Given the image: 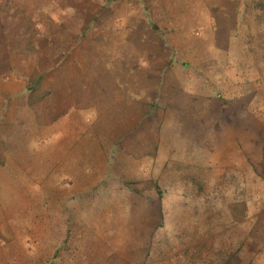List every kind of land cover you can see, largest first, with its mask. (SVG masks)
<instances>
[{
  "label": "rangeland",
  "instance_id": "374dc122",
  "mask_svg": "<svg viewBox=\"0 0 264 264\" xmlns=\"http://www.w3.org/2000/svg\"><path fill=\"white\" fill-rule=\"evenodd\" d=\"M145 1L155 17L139 13L141 3L137 0H121L112 10L98 15V0H0V158H4V164L11 167H25L23 154L18 163L12 158L18 150L10 152L2 145L3 136L12 131H22L17 138L23 141L21 138L24 136L25 141V134L35 129L38 143L45 147V154L53 146V137L58 141V132L62 134V145L67 147L60 158L58 147L54 146L55 151L48 152L49 159L54 152L57 154L55 160L50 159L43 164L47 171L44 176L34 177L36 168L27 165L30 174L24 181L13 174L4 175L0 160V264H9V253L15 249L22 250L18 242L29 245L34 242L33 250L45 255L53 250L51 242H85L86 245L96 242V253L101 256L111 253L110 249L101 248L106 242H150L144 251L138 246L137 253L141 255L143 252L145 260L155 257L158 259L155 264H222L230 261V255L233 256L234 250L243 242L249 226L253 225L257 208L263 219L264 181L258 175L259 172L264 175V167L257 168L259 172L254 170L258 178H252L246 167L241 166L242 182L234 161L237 162V158L242 162L257 159L258 163L264 160V145L261 146L264 131L259 135L262 142L257 141L254 149V144H249L248 136H244L242 142L248 149L246 152L243 149L240 152H218L214 146L218 136L211 126L205 128L206 124H200L204 132L193 137L181 128L180 134H177L178 150L170 152V158L166 160L160 175L157 174L156 178V157L163 158L164 153L156 156L155 151L154 162L142 169L147 170V174L139 178L144 181H137L136 185L131 186L125 185L117 177L103 183L89 172L91 168L84 166L88 149L95 150L103 160L102 151L103 147H107L108 140L95 136V128H105L107 120L99 114L89 126L81 117L90 118V114L96 116L97 111L108 110L111 104L108 102L106 105L101 101L106 98L111 100V92L115 89L111 78L99 83L95 77V72L104 68L101 64L91 63L97 46L115 45V49L120 46L123 48L122 55L139 68H143L139 60L144 49L148 52L150 48L156 50L154 59V56L146 55L145 50V68L161 65L165 58H169L166 51L170 50V54L187 62L183 68L174 60L177 67L172 69L171 75L180 79L181 87L202 95H210V83L218 82L216 79L222 74L221 69L230 60L233 64L238 59L244 60L253 69L264 71V29L259 26L264 22V15L257 16L251 11L236 13L241 0ZM94 14L92 25L86 29V21ZM121 14L127 21L119 17ZM237 16H240L242 24L238 30L234 28ZM124 26L128 30L127 35H123ZM159 27L166 28V46L157 38L156 30ZM82 29L85 32L78 35ZM243 34L245 38L241 41ZM32 38L38 48L36 53H33ZM49 44L51 47L60 44L66 51L57 56H43L44 48ZM93 46L95 50H92ZM46 59L55 64L53 74L49 73L36 83V65ZM150 78L144 82L152 99L153 93L150 91L155 88L156 79L154 76ZM89 87L97 90V95L88 96ZM221 87L227 93L232 89L239 90L242 84L224 78ZM49 89L52 91L48 92ZM252 92L264 95V89L254 85H251L249 92L239 94L244 101ZM5 93L6 98L3 96ZM89 100H98L93 103L95 110L90 114L89 110L80 114L74 111V107L71 110L65 108L68 101H73L77 109L87 107ZM61 115L64 117L60 119ZM29 118L34 123L33 128L29 124L22 127ZM62 121L64 126L58 125ZM72 122L75 125L71 127ZM187 123L191 125L192 122ZM149 126L146 127L151 130L153 126ZM176 127L175 121L167 120L161 124L160 133L163 136V132H169L170 128L173 131ZM166 136L168 138L169 133ZM200 139L207 144H201ZM210 141L213 144H209ZM17 142H12L13 149L19 145ZM66 142L70 145H64ZM23 145L26 146L25 142ZM207 145L209 148L204 147ZM224 145H228L227 139ZM141 151L140 144L130 135L118 140L117 150L108 168L125 177H128V170L131 176L133 164L126 160H133L137 164ZM260 163L264 166L263 161ZM173 164V168L170 167ZM75 169L80 175L74 185L65 182V179L70 182V174ZM100 169L107 171L104 167ZM83 170L88 171L87 174H82ZM189 172L195 182L185 177ZM156 179V185L161 190L159 206L163 212L158 219L161 226L156 221V191L147 189L152 188L149 181L156 182ZM58 182H62L61 187H57ZM30 184L56 196L60 204L63 200V206L61 204L51 210V215L46 214L41 192H35ZM89 187H92L91 191H85ZM73 194L76 198L70 197ZM257 234L255 238L259 246L260 241L264 240L263 224L259 226ZM8 242H13L12 245L16 247H10ZM191 242L198 245L191 247ZM207 242L209 244L205 246ZM78 247L87 253L86 247ZM262 255L264 246L260 245L258 256ZM207 260L209 263H206Z\"/></svg>",
  "mask_w": 264,
  "mask_h": 264
},
{
  "label": "crops",
  "instance_id": "0c3cea01",
  "mask_svg": "<svg viewBox=\"0 0 264 264\" xmlns=\"http://www.w3.org/2000/svg\"><path fill=\"white\" fill-rule=\"evenodd\" d=\"M141 47L140 50L143 48ZM145 50L146 49L143 50V54L141 53L142 56L140 55V64L143 68H139V66L137 65V67L132 70L126 68L123 69V71L125 70L128 75H136V79L134 78L135 80H133L138 88V90H136V102L133 103L134 101L132 100L131 106L126 105L127 97H125V95H127V93L124 92L122 94V98L118 100L119 102L116 103L115 107H112V110H105L104 112L99 113L98 111L96 112V118L100 115H104V119L107 120L105 128H95V136L104 137L106 140H108L107 147H103V150L105 149L106 153L109 152L108 156L110 158L108 162L101 159L100 167H103L104 165H106V163H108L107 165L109 166V162L113 159L112 155H114V151L117 150L118 140L128 135L134 137L136 142L142 147L139 162L135 164L133 160H126L129 161L130 164H133L134 170L131 171V176H129L130 173L128 170H126L128 177H125L124 175H121L123 177H120L115 171L111 170V172L114 174L113 177H120L124 180L127 179L132 181H144L143 178H139L147 174V170L143 171L142 169L144 167L150 166L154 162L155 156L153 157V154L155 151L156 156L158 153H164L163 158L159 157L157 159L156 157V161L158 162V164H156V178L158 176L157 174L160 175V172L163 171L164 167L166 166V160L170 158V152H176L178 150L176 144V142L178 143L177 134H180L181 128L185 131V133H187V135L189 133V135L193 137L194 135L196 136L204 132V130L201 129L200 124H206L205 128L211 126L214 131H216V134L218 136V141L214 144L218 152H225L230 150H236L240 152L241 149L246 152V150L248 149L243 146L242 142V138H244V136H248L250 145L254 144L253 149L256 147L257 141L262 142L260 138L261 136L259 135L263 133L264 126H258L260 123H258L257 119L246 111V109L244 108L245 103L241 98V94L238 93L236 95V99L231 101L232 104H229L230 100L222 102L220 99L213 96L202 95L194 92L191 93L186 88L181 87L179 78L178 80L174 75H171L172 69H176L177 66H175V64L172 62L171 67H168L166 58L165 62H163L159 66H156L155 64L153 65L154 67L149 66L148 68H145ZM150 50L152 51L149 52V55L152 54L155 58L156 50H154V48H150ZM152 76H154L156 80H154L155 88L150 91V93H153V97L151 99L148 96V91L145 86L144 80H146V78L151 79L150 77ZM96 78L99 80V83H105V81H108L107 79L111 78L109 75V70L107 69L105 71H96ZM60 85L63 84L60 83ZM113 92L114 91H112L111 93L113 94ZM93 94L97 95V90H95ZM93 94L92 96H95ZM104 101L108 102L109 100L106 98ZM145 101L148 102L145 103ZM151 102L153 111L151 114H149V104ZM167 120L175 121L177 127L173 131L170 128L169 132H163L162 136L160 133L161 124L163 125V122ZM195 120H197V122ZM187 121L192 122L191 125H188ZM59 124H63L64 126L65 123L64 121H62V123H58V125ZM74 125L75 123L72 122L71 127ZM147 125L153 126V128L150 130L148 127H146ZM150 132H152V134H150ZM206 132L214 135L212 132ZM168 133L169 136L167 138L166 134ZM262 137L264 138V134H262ZM200 138L202 139V137ZM225 139H227L228 145H224ZM67 142L64 145H70ZM200 143L207 144V142L202 140L200 141ZM210 143L213 144V142L211 141L209 142V144ZM198 145H200L199 142ZM262 145H264V143H262L261 146ZM204 147L209 148L208 145L207 147ZM237 160L238 161H234V163H236V168L238 169L237 174H239L241 178V166H243L246 167V170H248V173L252 176V178H258L259 176V179H261V181H264V175L257 169L260 167H264L260 163L262 161L264 162V160H260L258 163L257 159H255V161H253V159H249V161L245 160L244 162H242L240 158H237ZM123 166H126V164H123ZM173 166L174 164L170 167L173 168ZM254 170L255 172H259L258 176L255 175ZM262 171H264V169ZM121 174H123V172H121ZM239 175H237L238 178ZM200 179L202 181V178ZM203 179L205 180V178ZM243 180L244 178H242V182ZM64 181L71 183L72 185H74L75 183L74 180H70L69 182L67 179H65ZM70 197L76 198L74 194ZM159 201L160 196L156 195V221H158L163 212L161 210V205L159 206ZM258 209L259 208H257L254 213L253 225L252 227L251 225L249 226L247 230L248 234H246L243 242H240L238 247L234 250V255H230V261H225L224 263L222 262V264H264V255L258 256V249L260 245L264 246V240L262 239L260 241L262 243L258 246V240H256L255 238L256 235H258L257 231L259 229V226H261V224L264 225V217L262 219L261 213ZM158 225L161 226L159 221ZM208 229L209 228L206 226V230ZM8 243L10 247H14V245H12L13 242ZM51 243L53 250L51 253L48 252L45 255L40 254L39 250H33L34 242H31V245L27 244V242H18V246H22L23 248L20 251L15 249L13 252L9 253V264H34V262L36 261L41 262V264H49L50 262H53V264H155L156 261H158V259H156L155 257L152 260H145L146 257L143 252L141 255L137 253L138 246L141 247V249H143L144 251V249H146L150 242H106L107 244H103L105 246H101V248H108L111 250V253H106V255L104 256L96 253V242H89L87 243V245L85 244V242ZM190 244L191 247L198 245V243L196 242H191ZM208 244L209 242L205 243V246H208ZM79 245L83 248L86 247V254L84 253L85 249L80 250V248L78 247ZM114 252H116V254ZM206 263H209V260H207Z\"/></svg>",
  "mask_w": 264,
  "mask_h": 264
},
{
  "label": "trees",
  "instance_id": "16d2710c",
  "mask_svg": "<svg viewBox=\"0 0 264 264\" xmlns=\"http://www.w3.org/2000/svg\"><path fill=\"white\" fill-rule=\"evenodd\" d=\"M121 0H98L97 5L98 6V10L96 12V14L98 15V13H104L105 11L108 10H112V8H114L115 6L118 5V3ZM129 1V0H128ZM137 2L141 3L140 11L139 13L143 14H147V16L150 17H155L153 16V12L150 10V6L146 4L145 0H137ZM128 3V2H127ZM240 4L238 5V9L236 10V13L241 14V12H246V11H251L254 14H256L257 16L260 15H264V0H241L239 2ZM87 3L84 4L85 7H87ZM128 8V5H127ZM90 16L89 19L86 21L85 27L90 28V26L93 23V20L95 18V15ZM121 19L123 18L122 14L119 16ZM149 17V19H150ZM143 18V17H142ZM141 18V20H142ZM144 19V18H143ZM148 19V18H146ZM213 20V19H212ZM123 21H127V18L124 17ZM213 22H215L213 20ZM241 22V18L240 16L236 17L235 20V29L238 30L240 29V27L242 26ZM54 23V21L52 22ZM127 23V22H126ZM125 22L123 24H126ZM261 28L260 29H264V22H261L260 25ZM124 28H126V26H124ZM127 28L124 30L123 35H127ZM154 31V30H153ZM85 32V29H82L80 31H78V35L83 34ZM157 32V38L158 40L161 42V44L165 45V41L167 40V36H166V28L163 27H159L158 30H156ZM229 36V35H228ZM231 36V35H230ZM64 37H66V34L64 35ZM233 37V36H232ZM241 41L245 38L244 34L241 37ZM233 39V38H232ZM32 44H33V38H32ZM62 44V43H61ZM33 47V53L37 52V47L36 45H32ZM166 46V45H165ZM48 47V48H47ZM47 47L44 48V51L42 53L43 56H57L60 54H64L66 49L64 48V46L58 44L55 47L49 44ZM51 47V48H50ZM98 50L96 52H93L92 54V58H91V63H94L96 65L101 64L103 65L99 70H109V75L111 77V82H112V86H114V92L112 94V98L111 100H109L108 102L111 104V107L108 108V110H112V107L116 106V103L119 102L118 100H120L122 98V94L124 92L127 93V95H125V97H127L126 101L128 106H131L132 103L131 101L133 100L135 103L137 100L136 97V90H138L136 83L133 82V80H135L136 75H128L127 72L123 69H129L132 70L133 67L134 69L135 64L133 62H131V60H129L127 57L123 56V48L121 49L120 46H116L118 49H115V45L113 46H97ZM164 47V46H163ZM169 49V48H167ZM92 50H95V46H93ZM152 51V50H150ZM172 52L174 51V48H172L171 50ZM149 52L146 49V55H148ZM40 55V54H37ZM102 55H105L102 57ZM151 56H154L151 54ZM166 56H168L169 58H167V66L171 67V63L175 60V62H177L180 67L185 68L187 65L186 61L181 60L180 58H178L176 55H174L173 53L170 54V50L166 51ZM154 58V57H152ZM139 62H141L139 60ZM174 62V64H176ZM145 63V62H144ZM55 68V64L52 60L50 59H46L40 63H38L36 65V70H37V75L34 77V81L36 83H38V81L43 78L44 76L48 75L49 73H52V71H54ZM106 68V69H105ZM98 71V70H97ZM221 73L219 74V77L216 79L218 80V82H211L210 83V89L209 91L211 92L209 96H213L215 98L220 99L222 102H226L228 100L232 101L236 99V95L238 93H247L250 91V87L251 85H254L255 87H260L264 89V71H262L260 68L257 69H253V67H251L250 65H248V63H245L244 60L240 61V59H238L237 61L231 62V60L229 62H226L223 66V68L221 69ZM50 74V75H52ZM92 75H94V72L92 73ZM88 80H89V76L86 75ZM222 76V77H221ZM95 77H96V72H95ZM237 77V78H236ZM74 78V77H73ZM135 78V79H134ZM224 78H228L230 80H236V83H241L242 84V88H239V90H235L232 89L227 93H224L222 91V81L224 80ZM219 84V85H218ZM73 87V85H72ZM69 90L71 89V84L68 85ZM188 91L189 89L186 88ZM52 90L49 89L48 92H51ZM94 93V90L91 89L89 87L88 90V96L92 95ZM3 96L6 98L7 94H3ZM200 96V95H199ZM243 97V96H242ZM47 99V98H46ZM147 100V99H146ZM98 101V100H97ZM101 102H105V101H101ZM108 102H105L106 104H108ZM148 101H145V103H147ZM93 103L95 104V102H93L92 100H89V103L86 106L80 107L77 109V107L75 108V105L73 104V101H68L65 106V108L67 110H71V108L74 107V111H78L76 113H84V111L89 110V114L90 111L95 110ZM245 106L244 108L246 109L247 112H249L254 118L257 119V121L264 125V95H260L256 92H252L250 97L248 98V100H244ZM136 105V104H135ZM77 109V110H76ZM152 102L149 104V111L148 113L151 114L152 113ZM80 113V114H81ZM88 113V112H87ZM3 114V112H2ZM63 115L60 116V119L62 118ZM90 118H85V117H81L83 119V121L86 122L87 125L91 126L92 120H95L96 116H93V114L89 116ZM59 119V118H58ZM28 123L22 127H26L28 124L31 125V127L33 128L34 123L32 122V119H27ZM22 131H15V132H11L9 134H5L2 138V145L4 146V148L6 150H10L14 151V150H18V152H15L12 155V158L17 161L18 163L20 162L21 159V155L23 154L25 157V167H23L22 165H18L17 167H11V165L9 164H4L5 159L4 158H0L1 165H2V172L4 173V175H15L16 177H20V180L24 181V178L28 177L30 174V171H28L27 165L29 168L31 167H35L36 171L33 174L34 177L36 176H40V175H45L46 174V170L45 167L43 166V164H45V162L49 161L50 159L55 160L56 159V152H54V155L49 159V151H53V147H58L57 150H59L58 156L60 158L62 151H64L65 146L62 145L60 140H63L61 138L60 132H58V134H56L58 136V141L55 137H53V146L49 148V150H46V154L43 153V149L45 148L44 145H40L38 143V133H36L35 129H32L28 132V134L26 135V140L24 141L23 137L21 138L23 141L19 140L17 138V136L21 133ZM25 132V131H24ZM52 134H49L48 136H51ZM51 137V138H52ZM61 138V139H60ZM65 139H67L65 137ZM75 139V138H72ZM18 140V146H16L17 148L13 149L12 148V142L13 141H17ZM60 141V143H59ZM25 142L26 146L24 147L23 143ZM12 144V145H11ZM63 147H61V145ZM13 149V150H11ZM55 151V149H54ZM103 155L102 157L103 160L105 161H109L110 158L108 156V153H106L105 149L102 151ZM43 157H46L48 159H45ZM102 158H100V156L98 157L97 152H95V150H90L88 149L87 153H86V157L84 159V166L91 168L89 170L90 173L95 174L99 180H102L103 183L104 182H110L113 180V173L111 172V170L108 168V163H106V165H104V168H107V171L105 170H101L100 169V160ZM35 163V165H32V163ZM55 163V162H54ZM89 165V166H87ZM13 169V170H12ZM88 172V171H87ZM87 172H82V174H87ZM189 172L185 177L188 176V179L190 177V179L192 180V182H195V180H193V176L192 173ZM79 172H77V170L75 169L74 172H72L70 174V178L71 181H76V178L78 176ZM75 175V177H74ZM80 175V174H79ZM121 177V176H120ZM117 177L118 180L122 181L123 183H125V185H136V183H138L137 181H132V180H123L122 178ZM73 179V180H72ZM32 183H35V181H32ZM150 184H152V188L147 187V189L152 190L154 189L156 191V195H160V188L158 187V185H156L155 181H149ZM62 184V182L60 183ZM57 184V187H61V185ZM34 187L35 192H41L40 196H41V200H42V204L43 207L47 210L46 214L48 213V215H51L52 212H50L51 210H55L58 206H60L62 204L63 206V200L60 202H58L56 200V196L52 195L50 192L48 191H43V190H39L36 189V185L30 184ZM96 186H98V184L96 183ZM98 188V187H97ZM92 187H89L87 190L85 191H91ZM146 192V194H148L147 191H144V193ZM36 195H39L38 193H35ZM55 198V199H54ZM59 198V197H58ZM61 198V197H60ZM59 198V199H60ZM63 198V197H62ZM66 201V198H63ZM20 245V243H19ZM21 248H23L21 246ZM25 249V248H24ZM38 261L34 262L37 263ZM53 263V262H52Z\"/></svg>",
  "mask_w": 264,
  "mask_h": 264
}]
</instances>
